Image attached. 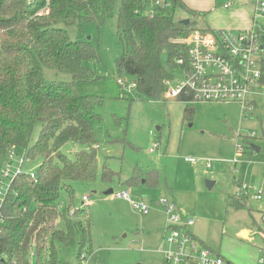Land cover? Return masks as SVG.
I'll use <instances>...</instances> for the list:
<instances>
[{"label": "rangeland", "instance_id": "374dc122", "mask_svg": "<svg viewBox=\"0 0 264 264\" xmlns=\"http://www.w3.org/2000/svg\"><path fill=\"white\" fill-rule=\"evenodd\" d=\"M226 1L209 0L208 12L196 16L176 8L175 17H189L198 29H236L232 8L222 6ZM63 27L72 39L89 40L95 47L97 55L86 64L98 78L77 87L82 95L100 96L103 100L96 107L99 116L94 118L97 177L93 181L71 182L75 206L86 204L92 214V252L87 264H163L167 206L156 204L163 199L195 218L193 231L221 252L226 264H260L264 255V198L254 199L250 194L264 190L263 90L249 95L255 108L248 115L238 101L186 102L179 97H166L167 93L162 99L152 98L137 90L133 77L118 71L124 44L117 19L102 26L83 19ZM173 73L168 87L184 80L183 68H175ZM45 77L49 81L72 80L70 73L50 69H45ZM119 78L125 83H119ZM187 106L194 107L192 114L185 112ZM41 127L36 125L32 142L38 139ZM252 133L255 136L247 139ZM244 139L256 143L261 150L253 152L246 148L240 152ZM84 148L70 141L62 151L75 158ZM15 155L14 167L19 165L25 149L15 147ZM187 156L197 158L198 162L187 161ZM10 160L0 159V171ZM41 161L39 157L25 160L24 170L37 171ZM207 162L211 163L210 168L206 167ZM105 165L117 173L115 180H103ZM153 171L158 176L157 184L129 183L134 175L140 174L145 180ZM121 179L126 183L121 184ZM207 179L214 181L212 187H208ZM242 184L253 188L249 198L241 197L246 206L237 208L230 201L232 197L239 198ZM110 188L114 192L106 194ZM123 190H128L132 199L147 202L149 213H142L130 201L117 196ZM84 195L89 196L86 202ZM62 200L68 202L66 193ZM77 251L78 246L61 250V259L73 262ZM31 260L37 264L34 257Z\"/></svg>", "mask_w": 264, "mask_h": 264}, {"label": "trees", "instance_id": "16d2710c", "mask_svg": "<svg viewBox=\"0 0 264 264\" xmlns=\"http://www.w3.org/2000/svg\"><path fill=\"white\" fill-rule=\"evenodd\" d=\"M171 4L152 10L146 0H0V159L21 147L30 160H42L35 176L27 171L15 176L2 203L0 264H32V257L37 264H87L92 252V214L86 204L75 206L71 182L97 177L98 158L91 152L98 144L96 107L103 100L82 95L77 87L98 78L86 64L97 52L91 41L72 39L63 25L84 19L102 26L117 19L124 44L119 73L133 77L141 94L162 99L173 70L189 68V49L174 40L196 29L191 19L190 25L176 19L175 9L195 16L208 12L182 0ZM45 69L70 73L72 80L49 81ZM179 99L194 102L193 95ZM193 110L187 106L185 112ZM37 124L40 135L32 142ZM70 141L86 146L75 158L62 151ZM242 146L254 152L250 141L244 139ZM116 174L104 166V181L115 180ZM147 175V184L158 183L155 171ZM142 179L136 174L129 183ZM230 203L245 207L241 198L232 197ZM76 246V259L63 261L61 250Z\"/></svg>", "mask_w": 264, "mask_h": 264}, {"label": "built area", "instance_id": "2783aa9c", "mask_svg": "<svg viewBox=\"0 0 264 264\" xmlns=\"http://www.w3.org/2000/svg\"><path fill=\"white\" fill-rule=\"evenodd\" d=\"M152 10L166 9L172 6L171 0H146ZM253 24L244 29H194L187 35L174 40L184 44L189 49V68L184 70V80L168 87L166 97H179L193 95L194 101H238L242 109L248 111L255 108V101L249 95L262 89L264 92V0H254ZM232 1L224 4L230 7ZM118 82L123 84L124 79ZM134 84V83H133ZM135 85V84H134ZM255 133L248 136L252 139ZM240 152H243L242 144ZM16 157L15 148L10 151V162L6 163L0 171V209L10 189L15 176L24 172L25 160L30 158L26 154L14 167L12 161ZM189 162H198L193 156H187ZM237 159H235L236 161ZM207 168L211 163L207 162ZM35 176V171H27ZM252 185L239 186L238 197L263 199L264 190L258 189L250 194ZM250 194V196H249ZM132 203L142 213H149L150 206L142 199H132L128 190L117 193ZM249 196V197H248ZM84 202L89 200L84 195ZM159 203L167 206V223L165 228V243L163 247V264H226L222 255L217 254L206 246L191 231L195 219L188 217L185 212L176 208L174 203L167 199ZM0 221H2L0 216ZM264 252V250H263ZM260 264H264V255Z\"/></svg>", "mask_w": 264, "mask_h": 264}, {"label": "crops", "instance_id": "0c3cea01", "mask_svg": "<svg viewBox=\"0 0 264 264\" xmlns=\"http://www.w3.org/2000/svg\"><path fill=\"white\" fill-rule=\"evenodd\" d=\"M189 8L194 9L196 11H207L209 8V0H191L194 1L195 4L189 2V0H182ZM216 1V0H215ZM229 1V0H228ZM226 1V2H228ZM233 2V4L230 7H225L224 3L222 4V6L226 9L232 8V13H233V17L235 19V25L236 29H244V28H250L253 24V12H254V0H230ZM217 5V4H216ZM203 9V10H202ZM213 9V8H212ZM211 9V11H212ZM210 12V10H209ZM185 18H189V17H183V18H176L178 20H182ZM207 167V166H206ZM127 178V177H126ZM125 180H119V182L121 184H125L124 182ZM146 183V179L145 180H141L140 184H144ZM139 185V184H138ZM137 186V185H134ZM84 197V196H83ZM157 205H160L159 201L156 202ZM246 206V204H245ZM195 219V218H194ZM167 223V221H166ZM195 224V222H194ZM193 224V225H194ZM192 225V226H193ZM191 226V231L194 233V235L199 238L206 246H208L210 249H212L214 252L215 249H213L211 246H209L202 238H200L192 229ZM260 227V226H259ZM165 228H166V224H165ZM165 228H164V233L163 236L165 235ZM264 233V232H263ZM163 249V248H162ZM162 251V250H161ZM219 255H222L221 252H216ZM163 254V253H162ZM223 256V255H222ZM224 257V256H223ZM230 263V262H229Z\"/></svg>", "mask_w": 264, "mask_h": 264}, {"label": "water", "instance_id": "95a60500", "mask_svg": "<svg viewBox=\"0 0 264 264\" xmlns=\"http://www.w3.org/2000/svg\"><path fill=\"white\" fill-rule=\"evenodd\" d=\"M183 23H185L186 25H190V23H191V20H190V18H186V19H182L181 20ZM251 147L255 150V151H260L261 150V147L259 146V145H257L256 143H252L251 144ZM97 149H94L92 152H91V155L92 156H97ZM213 184H214V181L213 180H208L207 179V185H208V187H212L213 186ZM114 192V190H113V188H110V189H108L107 191H106V194H111V193H113Z\"/></svg>", "mask_w": 264, "mask_h": 264}, {"label": "flooded vegetation", "instance_id": "af4514ba", "mask_svg": "<svg viewBox=\"0 0 264 264\" xmlns=\"http://www.w3.org/2000/svg\"><path fill=\"white\" fill-rule=\"evenodd\" d=\"M252 143H254V142H252ZM252 143H251V144H252Z\"/></svg>", "mask_w": 264, "mask_h": 264}]
</instances>
